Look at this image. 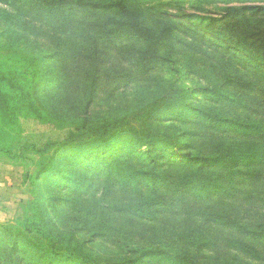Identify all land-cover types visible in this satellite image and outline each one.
<instances>
[{"label": "trees", "instance_id": "1", "mask_svg": "<svg viewBox=\"0 0 264 264\" xmlns=\"http://www.w3.org/2000/svg\"><path fill=\"white\" fill-rule=\"evenodd\" d=\"M0 4V162L33 166L0 264H264V2Z\"/></svg>", "mask_w": 264, "mask_h": 264}, {"label": "rangeland", "instance_id": "2", "mask_svg": "<svg viewBox=\"0 0 264 264\" xmlns=\"http://www.w3.org/2000/svg\"><path fill=\"white\" fill-rule=\"evenodd\" d=\"M143 5H155V9L160 8L165 15L179 16L180 14H191L195 18L206 19L209 17H217L223 12V8L231 4H261L264 0H196L191 3H183L180 6H173L169 3L171 0H140ZM198 1V2H197ZM169 4V5H167ZM7 6L0 4V13L7 10ZM8 11V10H7ZM5 27L2 18H0V32ZM40 55H43L40 54ZM52 61V60H51ZM46 79L43 80V83ZM107 104L102 101L94 108L96 115L106 114ZM26 136L29 139L41 138L49 134H56L55 129L44 125H36L28 122L25 125ZM172 151V150H171ZM27 156H32L27 154ZM29 158V157H27ZM30 159H22L21 161H8L3 158L4 163L0 162V224L15 223L19 216H23L26 212V204L31 200V183L33 182L32 173L33 166ZM62 192V191H61ZM60 192V194H61Z\"/></svg>", "mask_w": 264, "mask_h": 264}]
</instances>
